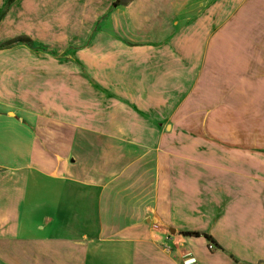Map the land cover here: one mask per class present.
Instances as JSON below:
<instances>
[{"label": "crops", "instance_id": "crops-1", "mask_svg": "<svg viewBox=\"0 0 264 264\" xmlns=\"http://www.w3.org/2000/svg\"><path fill=\"white\" fill-rule=\"evenodd\" d=\"M68 1L0 19V264H264V0Z\"/></svg>", "mask_w": 264, "mask_h": 264}, {"label": "trees", "instance_id": "trees-1", "mask_svg": "<svg viewBox=\"0 0 264 264\" xmlns=\"http://www.w3.org/2000/svg\"><path fill=\"white\" fill-rule=\"evenodd\" d=\"M11 2H13V0H7L6 5H5V11ZM120 2L121 0H114L112 4L113 6H115V5H118ZM13 44H24L28 46L29 48L35 49V50L45 49V46L34 44L33 41L28 36H25V35L16 36L0 44V49L10 47ZM183 234L184 235H199L198 232H183ZM202 235L208 240L209 243L213 244L216 247H219L210 235L205 234V233H203Z\"/></svg>", "mask_w": 264, "mask_h": 264}, {"label": "built area", "instance_id": "built-area-1", "mask_svg": "<svg viewBox=\"0 0 264 264\" xmlns=\"http://www.w3.org/2000/svg\"><path fill=\"white\" fill-rule=\"evenodd\" d=\"M180 264H195V259L193 257L186 256L182 259Z\"/></svg>", "mask_w": 264, "mask_h": 264}, {"label": "rangeland", "instance_id": "rangeland-1", "mask_svg": "<svg viewBox=\"0 0 264 264\" xmlns=\"http://www.w3.org/2000/svg\"><path fill=\"white\" fill-rule=\"evenodd\" d=\"M71 0H69L68 2H70ZM73 1V0H72ZM75 1H77V0H74V2ZM74 2H73V4H74ZM64 4L66 3V1L65 2H63ZM5 16V4H4V7L0 10V19H2L3 17Z\"/></svg>", "mask_w": 264, "mask_h": 264}]
</instances>
